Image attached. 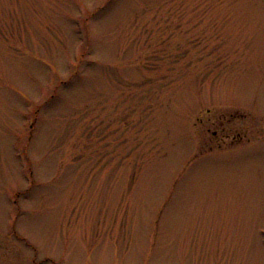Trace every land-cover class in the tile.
Instances as JSON below:
<instances>
[{
	"label": "rangeland",
	"instance_id": "1",
	"mask_svg": "<svg viewBox=\"0 0 264 264\" xmlns=\"http://www.w3.org/2000/svg\"><path fill=\"white\" fill-rule=\"evenodd\" d=\"M263 233L264 0H0V264H264Z\"/></svg>",
	"mask_w": 264,
	"mask_h": 264
},
{
	"label": "flooded vegetation",
	"instance_id": "2",
	"mask_svg": "<svg viewBox=\"0 0 264 264\" xmlns=\"http://www.w3.org/2000/svg\"><path fill=\"white\" fill-rule=\"evenodd\" d=\"M242 118H238V120L240 121ZM232 121H234V120H232V119H230L229 121H227V123H231ZM229 127L227 126V125H224L223 124V126H222V132H219L218 130H216V131H214V135L215 136H219V134H222L221 135V138L225 141V140H227V139H233V140H235V139H242V138H244L245 137V134L246 133H244V130H241V131H239L238 133H235V134H233V132L231 131V130H227ZM242 128H244V126H242ZM239 128H237V130H238ZM227 131H230V132H227Z\"/></svg>",
	"mask_w": 264,
	"mask_h": 264
}]
</instances>
